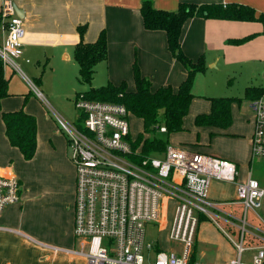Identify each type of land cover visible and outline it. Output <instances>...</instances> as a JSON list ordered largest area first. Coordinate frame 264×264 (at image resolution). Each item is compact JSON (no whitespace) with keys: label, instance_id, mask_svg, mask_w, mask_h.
<instances>
[{"label":"crops","instance_id":"1","mask_svg":"<svg viewBox=\"0 0 264 264\" xmlns=\"http://www.w3.org/2000/svg\"><path fill=\"white\" fill-rule=\"evenodd\" d=\"M143 1L17 0V7L24 12L25 37L23 54L16 60V64L21 69L26 60L31 61L35 68L28 78L31 80L32 77L39 85L42 84L41 67L49 73L58 70L67 74L71 72V77L74 72L78 80L79 66L74 59V51L80 42L78 27L85 25V42H95L101 31H105L107 36L108 58L96 67L93 81L98 76L99 85L95 87L108 82L119 85L126 81L130 90L135 89L133 64L136 61L142 75L152 82L153 91L168 85L176 90L186 79L187 70L170 53L166 33L144 27L140 12ZM180 2L238 3L264 13V0H152L155 8L169 11L176 10ZM1 8L2 0L0 24ZM261 32L263 26L259 22L193 17L185 23L180 42L189 58L196 61L204 56L207 67H215L214 61L222 48L234 44L233 41L253 37ZM6 67L18 73L12 66ZM6 70L5 76L8 79ZM202 74L197 73L193 80L192 92L195 97L183 121L184 131L169 135V145L235 163L238 168L237 182H245L249 176L254 178L252 165L255 160L251 156L254 116L249 107L252 100L248 98L244 112L236 107L237 102L232 105V122L227 128L196 126V116L211 111L209 99L219 97L209 96L203 91ZM248 87L264 88L254 82ZM41 93L46 96L44 91ZM45 96L42 100L31 91L21 96L9 93V96L1 100L0 173L16 175L20 179L22 198L0 217V264H88L84 257L73 252L78 246L74 238L76 171L70 159L66 133L47 109L50 106L46 103H50ZM32 101L40 102L42 106L36 108ZM22 108L37 120V151L29 161L24 160L20 151L10 145L2 119V112H15ZM261 162L264 167V161ZM258 181L264 187V178L262 182ZM237 182L212 181L209 198L227 205L235 202ZM227 205H224L225 211L237 216L241 214L238 206ZM248 219L254 228L264 230V200L260 209L248 212ZM202 222L210 223L209 229L214 237H223L228 241L233 254L223 256L218 252L208 257L201 242L208 243L211 239L208 238V228L200 229ZM248 243L246 241V245ZM236 257L235 246L220 227L206 218L200 219L192 258H217L215 264H220L218 258H227L222 264H230Z\"/></svg>","mask_w":264,"mask_h":264},{"label":"built area","instance_id":"2","mask_svg":"<svg viewBox=\"0 0 264 264\" xmlns=\"http://www.w3.org/2000/svg\"><path fill=\"white\" fill-rule=\"evenodd\" d=\"M16 1L2 0L0 58L5 67L22 74L16 60L23 54L25 28ZM36 95L43 100L38 89ZM249 107L254 116L252 160L264 161V96L250 101ZM75 108L83 125L56 118L66 133L76 171L75 254L88 264H201L192 254L204 216L235 246L237 257L230 264H264V230L254 228L248 219V212L260 209L264 200L258 180L249 176L237 182L235 163L171 145L160 156L143 157L141 148L134 146L132 114L123 104L80 97ZM159 132L166 133V127ZM214 180L237 182V199L228 205L238 206L239 216L225 211L226 203L209 198ZM21 198L20 179L0 173V217ZM164 199L175 204L169 249L146 239L147 226L160 223ZM246 251L252 252L248 261L242 259Z\"/></svg>","mask_w":264,"mask_h":264},{"label":"trees","instance_id":"3","mask_svg":"<svg viewBox=\"0 0 264 264\" xmlns=\"http://www.w3.org/2000/svg\"><path fill=\"white\" fill-rule=\"evenodd\" d=\"M140 12L147 30H160L166 33L168 49L174 59L186 68V79L176 90L168 85L153 91L152 82L148 77L142 75L139 65L135 61L133 64L135 89L130 90L126 81L119 85L108 82L106 85L93 87L92 82L97 65L108 58L107 36L105 31H101L95 42H85L83 36L86 26L81 25L78 27L80 42L75 47L74 59L79 66L78 81L88 88L77 92L74 101L82 97L87 101L123 104L132 116L143 122L142 132L135 137L134 146L141 148L143 157L160 156L166 151L169 143L160 137L159 129L162 126L166 127L168 136L184 131L183 121L195 97L192 92L193 80L197 73H203L206 69L204 56L194 61L182 49L180 37L185 23L193 17L259 22L263 26L264 33V13H258L253 7L238 3L224 5L180 2L176 10L169 11L155 8L152 0H144ZM249 38L246 37L232 43H242ZM8 84L5 66L0 58V111L1 100L9 96ZM263 93L264 88L257 87H248L245 92L246 97L251 100L263 96ZM209 100L211 101V111L197 115L195 125L220 128H227L231 125L232 105L239 102L240 98L216 97ZM2 119L10 145L20 151L24 160L33 159L37 151V120L35 116L27 114L22 108L15 112H2ZM204 218L206 217H200L201 220Z\"/></svg>","mask_w":264,"mask_h":264},{"label":"rangeland","instance_id":"4","mask_svg":"<svg viewBox=\"0 0 264 264\" xmlns=\"http://www.w3.org/2000/svg\"><path fill=\"white\" fill-rule=\"evenodd\" d=\"M251 26L256 25L252 24ZM214 63L216 64L215 67H207L206 64V69L202 74L203 80L201 85L203 91L209 94V96L240 98V101L236 103V107L238 106L244 112L249 102L245 94L246 88L252 82L264 87V34L261 32L259 35L255 34L242 43L227 45L220 50V54ZM34 68L35 65L29 60H26L23 66L21 65L22 74L20 72L14 73L10 67H5V70L8 71L9 93L21 96L31 91L36 94V89L39 92L44 91L46 96L42 94L50 103H46V105L50 106L47 109L51 111V115L55 119L60 116L69 123H74L79 126L83 125V122L78 118L79 112L75 108L74 99L77 91L86 90L88 86L81 85L82 83L74 77V72H72L71 77V72L67 74L63 70H58L49 73L43 70V67L40 68V72L43 75L41 77L42 84L39 85L38 82L32 80V77L31 80L28 78V76H31V70ZM98 80L99 78L97 76L95 81L92 82V85H99ZM30 99L33 100L32 98ZM32 105L37 108L39 105L42 106V103L32 101ZM130 126L132 137H136L142 132V122L138 118L131 116ZM159 135L169 143L171 138L168 134L160 133ZM261 161L257 159L253 163L252 175L254 179L262 182L264 178V167ZM174 205L173 201L164 199L161 202L160 223H153L147 226V241L154 245H159L163 249L172 248V244H169L168 234L174 216ZM208 224L210 223L202 222L200 225L201 230L208 228V238L211 239V242L208 243L205 241L201 242V246L204 247V251L208 254V257L210 254H216L218 252L223 256L233 254L228 241L223 237H214ZM251 255L252 252H245L242 259L248 261ZM218 259L219 263L222 264L227 258ZM216 260L217 258H194L196 263L201 264H215ZM61 261L63 262V260Z\"/></svg>","mask_w":264,"mask_h":264},{"label":"water","instance_id":"5","mask_svg":"<svg viewBox=\"0 0 264 264\" xmlns=\"http://www.w3.org/2000/svg\"><path fill=\"white\" fill-rule=\"evenodd\" d=\"M17 15H19L21 18L24 17V12L22 9L18 8L17 6L15 7Z\"/></svg>","mask_w":264,"mask_h":264}]
</instances>
